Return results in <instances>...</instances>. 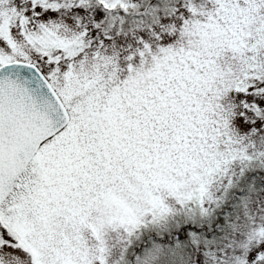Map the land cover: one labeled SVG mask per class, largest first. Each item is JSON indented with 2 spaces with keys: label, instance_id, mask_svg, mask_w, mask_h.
Segmentation results:
<instances>
[{
  "label": "snow or ice",
  "instance_id": "1",
  "mask_svg": "<svg viewBox=\"0 0 264 264\" xmlns=\"http://www.w3.org/2000/svg\"><path fill=\"white\" fill-rule=\"evenodd\" d=\"M0 264H264V0H0Z\"/></svg>",
  "mask_w": 264,
  "mask_h": 264
}]
</instances>
